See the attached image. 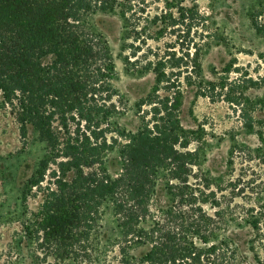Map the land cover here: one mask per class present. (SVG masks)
I'll return each mask as SVG.
<instances>
[{
  "label": "trees",
  "instance_id": "obj_1",
  "mask_svg": "<svg viewBox=\"0 0 264 264\" xmlns=\"http://www.w3.org/2000/svg\"><path fill=\"white\" fill-rule=\"evenodd\" d=\"M132 6L131 0H0V97L22 136L30 126L45 144L22 189L24 198L46 181L43 200L22 225L56 259L83 256L108 204L124 242L150 245L145 264H199L215 249L208 243L214 222L202 203L216 198L210 179L193 173L200 147L190 144L201 143V132L183 129L178 118L183 80L205 89L198 49L187 44L181 55L154 53L155 60L131 62L171 94L160 97L157 87L134 103L141 121L135 131L111 129L114 63L96 19L114 15L127 22ZM130 30L146 45L145 30L134 23ZM112 131L122 138L110 136L120 162L115 174L104 160ZM160 184L171 204L157 213L152 200Z\"/></svg>",
  "mask_w": 264,
  "mask_h": 264
},
{
  "label": "rangeland",
  "instance_id": "obj_2",
  "mask_svg": "<svg viewBox=\"0 0 264 264\" xmlns=\"http://www.w3.org/2000/svg\"><path fill=\"white\" fill-rule=\"evenodd\" d=\"M131 3L127 22L114 15L96 19L114 63L109 80L114 91L110 101L116 106L111 129L135 131L141 121L134 103L158 87L151 72L139 73L131 62L142 65L147 58L155 60L154 53L181 55L187 44L191 51L198 49L205 89L182 79L178 118L183 129L201 132V143L190 144L200 147L193 173L210 179L216 198L202 203L214 222L208 243H215V249L199 264H264V0ZM133 23L148 33L146 45L133 39ZM162 83L157 95L171 94ZM111 135L116 142L122 138L115 131L107 133L108 143L115 147L107 149L104 160L115 174L120 162ZM44 153L45 144L33 128L29 126L22 136L14 113L0 97V264H145L142 256L150 245L124 242L108 204L102 206L87 255L59 260L28 236L22 221L38 210L47 183L24 198L22 189ZM54 167L49 165L46 179ZM152 201L157 213L170 206L162 184Z\"/></svg>",
  "mask_w": 264,
  "mask_h": 264
}]
</instances>
